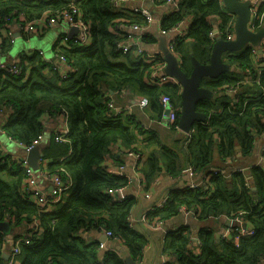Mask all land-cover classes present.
<instances>
[{
  "label": "trees",
  "instance_id": "16d2710c",
  "mask_svg": "<svg viewBox=\"0 0 264 264\" xmlns=\"http://www.w3.org/2000/svg\"><path fill=\"white\" fill-rule=\"evenodd\" d=\"M165 1L156 0V4ZM74 4L91 30L89 45L79 46L73 42L71 47H60L77 67L76 72L61 82L58 72L52 69L45 72L44 57L37 50L21 54V74L13 75L0 69V112L3 113L4 108L11 111L3 125L7 136L31 143L39 134L46 133L43 115H59L64 110L68 113L66 140H56L54 130L44 139H48L43 150L46 170L55 173L63 167L73 179L69 195L54 211H45L29 200L22 189L26 169L0 150V221L8 219L12 226L27 227L38 219L41 225L40 233L34 235L29 244L21 245L18 264H127L117 249L102 251L99 243H88L79 236L81 230L101 225L112 231L111 239L122 242L133 260L139 262L148 242L149 225L158 219L165 221L180 214L183 207L194 208L201 223L223 214L235 217L241 213L255 232L234 243L231 239H218L213 229L201 226L198 229L200 252L196 253L191 247L188 226L169 230L165 250L173 257L164 264H263L264 165H254L249 171L248 168L234 170L230 175L213 168L216 151L222 160L231 158L234 161L239 150L244 156L250 155L257 137L264 133V70H258L250 47L224 56L232 66L230 71L215 79H202L201 84L215 94L212 99L199 101L197 109L206 114V120L194 126L191 136L186 135L183 144L177 148L165 145L153 132L143 139V147H154L148 155L147 166L138 170L142 172L145 185L160 174L164 165L173 177L180 176L185 166L203 176L211 174L210 186L176 188L163 206L153 205L146 214L145 224L139 221L130 225L127 217L132 214L137 200L133 196L113 200L109 190L124 187L129 179L107 171L106 155L109 146L117 141H122L131 150L139 149L135 146L130 122L124 121L121 114H110L108 87L112 85L116 90L134 88L140 97L149 99L147 108L161 117V95L168 93L181 105V86L174 82L151 83V63L118 47L128 36L127 32L118 30L125 24L118 19H127V24L149 23L147 17L133 12V0L122 7H116L114 0H76ZM178 5L179 10L163 14L160 26L162 30H169L184 19L192 18L187 33L178 37L173 45L182 68L189 74L192 53L202 63L210 60L215 40L210 33L216 18L223 37L235 20L221 0H179ZM69 7V0H0V25L11 27L20 21V15L25 17L23 23L43 18L48 21ZM262 11L264 5L260 13ZM260 24L258 21L256 26ZM37 25L40 35L51 27L47 22ZM22 34L30 37L24 30ZM59 38L54 44V52L61 43ZM142 39L145 43L154 42L150 34L143 35ZM72 41L68 39V42ZM1 42L4 47L13 44L7 37H2ZM248 75L255 84L253 94L238 92L234 97L228 94V88L245 85L239 81L248 83ZM129 120L132 123L134 120L135 126L143 131L133 116H129ZM172 128L177 130L175 126ZM261 156L264 158V148ZM4 236L0 230V264L5 262ZM12 236L16 239L20 233L14 229Z\"/></svg>",
  "mask_w": 264,
  "mask_h": 264
},
{
  "label": "built area",
  "instance_id": "2783aa9c",
  "mask_svg": "<svg viewBox=\"0 0 264 264\" xmlns=\"http://www.w3.org/2000/svg\"><path fill=\"white\" fill-rule=\"evenodd\" d=\"M70 1V7L68 9H63L60 12H58L56 15L51 17L48 21L45 20V18L39 20V21H25L23 23V20H25V17L23 15H20V21L15 22V24H18L20 31H25L26 33H35L40 31V27L37 25L38 22L41 24H46V22L51 26L55 24H64L67 26L68 30L60 35L59 40L61 43L55 50L57 54H55L54 49V56L51 58L47 57V53L43 49H38L37 51L44 57V62L46 63V66L50 67V69L58 72L61 82L63 80L68 79L73 72H76L77 67L66 58V56L61 52L60 47H71L72 43H77L79 46H86L91 43V30H90V24L86 22L82 16L80 9L74 4L76 0H69ZM132 0H114V4L116 7H122L124 4L130 3ZM222 1V0H221ZM164 4H169L171 8H173V12L179 10V0H166ZM163 4V5H164ZM264 5V0H252L251 10L253 13L254 21L256 23L262 22L264 19V12L260 13V9ZM132 10L135 13H140L141 15L147 17L149 23L148 25H139L134 23L127 24L126 22H129L127 19H118L117 21H123L125 24H121L120 28H118L119 31H125L128 33V36L125 37L121 42H119L118 47L123 52H134L136 55L140 56L144 59V61L151 63V73H150V82L153 84H163L167 82H174L177 83V80L171 76L167 75L164 72V68L166 66V62L163 58V55L161 53H152L148 52L147 49L144 46V42L142 39V36L147 34V29L151 25V23L154 20V17L151 13V11L143 6H132ZM192 22V18L188 17L181 21L179 24L175 25L169 30H162L161 32L163 35H166L167 45L173 50V45L176 42L178 37H181L187 33V30L189 29V26ZM263 23V22H262ZM261 23V24H262ZM254 25L255 28L260 27ZM13 26V25H12ZM10 27L9 25H0V37H7L10 39L12 43L16 42L15 34L19 31H15L13 27ZM71 27H77L79 29L78 33L74 35L73 38H70L68 35V31ZM117 29V28H115ZM114 30V28H113ZM213 37H216L217 33L214 31V29L210 33ZM235 22L233 23V26L230 30H228L227 34L224 36L227 40H233L235 39ZM29 38V37H28ZM68 39H72L73 41L70 43L68 42ZM59 41V42H60ZM55 44V43H54ZM54 48V45H53ZM262 49V52L259 50ZM174 51V50H173ZM250 53L251 56L256 63V66L259 71L264 70V40L262 41V44L260 46H254L251 45L250 47ZM263 58V59H262ZM0 69H6L9 73L13 75H19L23 71V64L21 58L13 60L9 65L6 64H0ZM249 71V70H248ZM247 77L250 78V75ZM242 83V81H239ZM124 91V90H123ZM234 93L235 95L238 93L237 87H230L228 88V92ZM235 91V92H233ZM160 104L162 106V115L161 118L165 120V122L173 127L175 126L178 130L179 128V116L181 111V105L178 104V101L176 98L172 97L170 94L166 93L161 95ZM139 105L141 107H147L149 105V99L147 97H140L139 99ZM130 111V107H120L115 105L114 101L110 99L109 101V112L110 114L117 116L120 114H123L125 112ZM0 115H9L8 112L3 110V113L0 112ZM62 118V122L60 125H58L54 132V136L56 140H66L67 134L69 132V125H68V113L66 110H64L62 113L59 114ZM194 129H192L190 132H187V136H191ZM46 137V133H41L33 139L31 143H24V142H18L21 148L25 150L27 153L29 150H31L33 147L39 145ZM12 139L11 137H9ZM14 140V139H12ZM264 148V146H263ZM262 148V150H263ZM129 154H136V156L139 158L140 155L135 152H129ZM63 158V157H62ZM17 162L22 165L26 169V177L23 181V191L27 193L28 198L30 201L36 203L41 209L45 211H54V209L57 207V205L60 202L65 201V197L69 195L70 188L73 186V179L70 176L69 172L65 168H61L60 172L50 173L46 170L44 157H42L39 160V167L37 170H34L29 162L27 161L26 156L23 158H15ZM124 164H119L118 168H114L112 166H107V171L113 174H118L121 176H126L124 171ZM187 170H190L191 174H195L196 172L193 170V168L189 167ZM243 170V169H239ZM186 171V170H185ZM217 171V170H215ZM211 177V174H206L202 177L201 181L191 180L189 185L190 187H197L200 185H204V187L208 188L210 186L209 178ZM44 178L45 180H49L51 184V189L49 191L43 190L39 185V179ZM143 185V182L141 181V186ZM124 187L120 188H114L110 189L109 192L113 195V200L115 201H121L124 199V197H121L118 193L122 190H124ZM147 196L149 197L150 194L148 193ZM167 201V198H164L158 206H163ZM182 211L189 214L192 213L193 215H197V211L193 209H187L185 207L182 208ZM230 219V227L227 228L223 233L220 234V237L223 239H231L234 243H238L240 241L241 237L248 236L254 234L255 230L253 226L247 225L246 219L242 216V214H238L235 217L229 216ZM8 220V219H7ZM127 220L130 225H133L136 223L134 218L132 217V214H130L127 217ZM142 223L147 222V217L142 216V218L139 220ZM163 220H156L153 224H150L149 227H158L160 224H162ZM98 229H104L106 236L108 238H112L114 236L113 232L108 230L104 225L99 226ZM41 225L40 221L38 219H34L31 223H29V227L27 231L23 234H21L16 239L10 240L8 239L7 234L5 233L4 241H3V248L7 246L4 250V254L8 253V260L6 264H18V256L22 252L21 245L22 244H29L32 241V238L34 235H37L40 233ZM191 247L193 248V251L195 252V248H200V239L198 235H192L191 234ZM12 243V245H8V243ZM99 248L106 249L107 244L105 242L99 243ZM8 250V251H7ZM264 264V263H263Z\"/></svg>",
  "mask_w": 264,
  "mask_h": 264
},
{
  "label": "crops",
  "instance_id": "0c3cea01",
  "mask_svg": "<svg viewBox=\"0 0 264 264\" xmlns=\"http://www.w3.org/2000/svg\"><path fill=\"white\" fill-rule=\"evenodd\" d=\"M133 5L143 6L151 11L154 20L151 23V25L148 27L147 34L148 35L150 34V37L154 39V42L153 43L144 42V46L148 52L161 53L160 40H159L160 36H163L160 26L161 17L165 13L173 12V8H171L169 4L157 5L156 0H133ZM262 22H261L262 23L261 26L264 25V19L262 20ZM57 26H63L65 27V31L68 30L66 25H53V27H57ZM12 27L14 28L15 31H20L18 24H13ZM216 27L219 28L217 18L214 21V28ZM44 35L45 34H43L42 36ZM20 36H23V34ZM23 38L25 40L24 43L22 44V47L15 49L14 50L15 52H13L11 51L12 47L16 46L18 43L16 45H14L15 44L14 43L11 44L9 47H4L1 42L2 38L0 37V64L4 63L6 65H9V63H11L13 60L21 58L22 53L24 52L32 53L33 51L37 50L32 48L30 45H26L25 41L28 38L24 36ZM57 38L55 39V41L52 42L51 51L53 49V45L56 42ZM53 56H54V52L47 54L48 58H51ZM44 70L45 72L48 73V71H50V67L46 66ZM246 80H249L248 83L242 80V83H245V85H243L242 87L240 85L238 87V92H241L246 95H251L254 93L253 90L255 89V84H253V81H251L249 77H247ZM110 87H108L110 92L109 97L114 101L115 105L124 108L128 106L130 107V111L125 112L121 115L124 121L130 122V124L133 126L134 135L136 139L135 146L140 150V152L139 150L129 149L122 141H117L109 146L106 155L107 156L106 166L108 167L112 166L114 168H118L119 164H124L125 167L123 173L129 179V183L125 185L124 190L120 191L118 194L124 198L129 196H133L136 198L137 202L132 209V217L136 222H139L142 216H145L147 212L153 207L154 204H159L164 198H168L172 190L189 185L191 180L201 181L203 177V173L196 172L195 174H191L190 170H187L189 166H185L183 168V173L180 176L173 177L165 170V167L163 165L160 174L150 184L145 185L142 172L138 170L139 167L141 166H147L148 155L150 153L152 154L154 147L151 146V148L149 149L143 147V139L150 136L152 134L151 132H153L159 137L162 143L171 146L170 143L173 142V139L176 136V134H173L172 138L169 140L167 131L174 129L171 126H169L165 122V120L162 119L156 112H154L150 108H147L148 106L141 107L139 105L140 94L137 92V90H135L134 88L129 89L128 87H122L121 89L116 90L112 88V85H110ZM232 96L234 97L235 94L232 93ZM6 109L4 108L6 112L8 113L11 112L9 109L8 110ZM129 116H133L136 121L140 122V126L143 128V131H140L135 126L134 120L133 123L130 120L128 121ZM6 120L7 117L5 115H0V150L3 155L6 156L8 155L7 157L9 159L16 160L15 158H23L27 155V153L23 148L20 147L17 141L13 140L19 145L20 148H14L1 139L2 133L7 135L6 131L3 128V125L5 124ZM42 121L43 124L45 125L46 136H47L52 134V131L55 130V128L58 125H60V123L62 122V118L59 115L45 114L42 117ZM159 128L164 130L166 134L164 135L163 133H161L159 131ZM263 146H264V133H262V135L257 137L255 141L254 150L250 155L244 156L242 154V151L239 150L236 155V158H234V161L231 158L225 161L220 158L219 153L216 151L213 168L222 169L227 175H230V173L233 172L234 170H238V169L246 170V168H248L247 171H249V169L254 165H258V164L264 165V158L261 156ZM131 151L138 153L140 157L138 158L136 154H129V152ZM249 176L250 173L248 174V177ZM141 181L143 182L142 186H141ZM39 185L43 190L49 191L51 189V184L49 180H45L44 178L39 179ZM148 193L150 194L149 197L147 196ZM196 216L193 215L192 213L187 214L184 211H181L180 214L171 217L168 220L163 221L162 224H160V226L158 225V227H153V228L149 227L148 229L149 238L143 250V258L137 263L164 264L167 260L172 259L173 256L167 253L165 250L166 234L169 230H175L181 226H188L190 228V232L192 235H198V229L201 226H206L213 229L216 233L221 234L227 228L230 227L231 222L228 215L223 214L218 217H213L208 219L207 222H202V223L200 222V220L197 219ZM13 227L15 231L17 233H20L21 235L27 231L29 226L16 227L11 225L12 228L11 234L7 235L8 239L10 240L14 239L12 236L14 230ZM79 236L88 243L105 242L107 244V248L117 249L122 255V257H124V259L127 255H130L128 249L125 247V245L122 242L113 241L111 238L108 237L106 238V233L104 229L92 228L90 230H81L79 232ZM8 245L11 246L12 243L10 242L8 243ZM6 248L7 246H5L3 249ZM103 250L105 249H102V251ZM2 252L5 259L4 262L5 264L8 258H5L4 250ZM195 252L199 253L200 248H195ZM102 255L103 253L100 252V257H102Z\"/></svg>",
  "mask_w": 264,
  "mask_h": 264
},
{
  "label": "water",
  "instance_id": "95a60500",
  "mask_svg": "<svg viewBox=\"0 0 264 264\" xmlns=\"http://www.w3.org/2000/svg\"><path fill=\"white\" fill-rule=\"evenodd\" d=\"M225 9L235 16V34L233 40L225 39L220 33L219 28H214L217 33L212 45L210 60L202 63L195 54H191L192 69L189 74L184 71L180 64L177 54L167 45V36H160V50L166 62L164 72L173 76L181 86V111L179 116V128L184 132H190L193 127L206 120V114L197 109L199 101L203 99H212L215 92L203 86L202 79H215L221 74L230 71L232 66L226 62L224 56L228 53L238 52L247 47L260 46L264 40V25L255 28L253 13L251 10L252 0H222ZM15 23V22H14ZM77 27H71L68 31L70 38L78 33ZM20 33L15 34L17 39ZM262 52V49L259 50ZM228 94L232 93L229 91ZM48 139L43 140L39 145L33 147L27 152L26 158L30 166L37 170L39 160L43 157V150ZM0 230L7 235L11 234V223L0 221ZM220 238V233H216ZM107 238V236H106ZM8 258V254H4ZM127 264H138L130 255L125 257Z\"/></svg>",
  "mask_w": 264,
  "mask_h": 264
},
{
  "label": "rangeland",
  "instance_id": "374dc122",
  "mask_svg": "<svg viewBox=\"0 0 264 264\" xmlns=\"http://www.w3.org/2000/svg\"><path fill=\"white\" fill-rule=\"evenodd\" d=\"M55 25H64V24H55ZM65 32H66L65 27L63 26L53 27V25H51L50 29L46 33H44L45 34L44 36L40 35L39 34L40 32L30 33V37L29 38L26 37L28 39H26L25 42H26V45H30L32 48L37 49V50L39 48H42L47 54H49L53 52V49L51 51L52 42L55 41L58 35L60 36ZM24 40L25 39L23 38V36H20V37L18 36L17 41L15 42L14 45H16L17 43L18 44L16 46H13L11 51L15 52L14 51L15 49L22 47ZM159 131L163 133L164 135L166 134V132L162 130L161 128H159ZM167 132H168L169 140L172 138L173 134H176V136L173 139V142L170 141L171 142L170 144L173 147L177 148L178 146L183 144V142L186 139V133L181 130H168ZM1 135H2L1 139L7 142L10 146L14 148H20L19 145L15 141L9 139V136H7L4 133H2Z\"/></svg>",
  "mask_w": 264,
  "mask_h": 264
},
{
  "label": "clouds",
  "instance_id": "9594fccd",
  "mask_svg": "<svg viewBox=\"0 0 264 264\" xmlns=\"http://www.w3.org/2000/svg\"><path fill=\"white\" fill-rule=\"evenodd\" d=\"M233 16H234V15H233ZM234 20H235V16H234ZM14 24H15V23H14ZM19 32L21 33V31H19ZM17 33H18V32H17ZM17 33H16V34H17ZM16 40H17V39H16ZM14 43H15V42H14ZM14 43H13V44H14ZM193 128H194V127H193ZM45 138H46V137H45Z\"/></svg>",
  "mask_w": 264,
  "mask_h": 264
}]
</instances>
